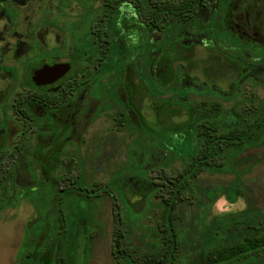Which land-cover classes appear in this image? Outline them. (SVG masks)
<instances>
[{
    "label": "rangeland",
    "instance_id": "obj_1",
    "mask_svg": "<svg viewBox=\"0 0 264 264\" xmlns=\"http://www.w3.org/2000/svg\"><path fill=\"white\" fill-rule=\"evenodd\" d=\"M29 1L8 0L0 7V148L19 136V125L6 106L18 85L30 45L35 43L31 31L35 30L38 47L44 51L66 46L68 42L72 18L48 23V13L41 11L38 3ZM239 1L231 15L243 29L245 14H236L242 2L243 6L250 3L255 10L264 12V0ZM250 18L255 24L250 33L253 38H261L256 40L260 46L239 45V49L233 50L227 35H218L211 41L205 39L201 34L211 23L208 16H203L205 21L198 19L190 27V36L199 41L187 48L177 45L168 53L169 73L162 80L159 98L152 101L145 96L133 99L130 94L125 95L132 105V120L137 127L141 124L140 129L146 133L167 128L176 132L162 141L148 135L139 137L127 127H118L106 102L97 101L89 93L87 101L92 102L83 104L78 99L52 113L35 106L38 116L49 114L54 123H43L32 132L13 163L22 196L17 207L0 211V264H33V257L21 262L19 251L26 230L39 219L40 205L48 206L50 191L45 181L52 182L66 168L53 157L63 143L77 149L86 181L109 185L124 212L140 215L138 221L131 222L133 229L125 234L122 245L137 261L150 254L154 242L159 240L153 232L161 221L159 210L149 207V200L159 187L160 169L171 172L181 164L178 156L188 142L186 137L192 134L191 105L205 98L221 101L228 112L226 120L230 121L236 119L232 112L236 105L264 99V13L251 14ZM173 99L176 101L172 102ZM54 142L59 144L54 146ZM261 156L249 169L244 164L227 165L222 172L204 171L189 182L174 220L177 236L185 242L180 249V264H191L196 255L212 247L235 244L247 235L263 232L264 154ZM116 228L113 200L105 193L88 244L84 236L80 240L81 264H121L114 253ZM86 247L89 253L85 257ZM42 258L48 262L51 254L45 253Z\"/></svg>",
    "mask_w": 264,
    "mask_h": 264
},
{
    "label": "flooded vegetation",
    "instance_id": "obj_2",
    "mask_svg": "<svg viewBox=\"0 0 264 264\" xmlns=\"http://www.w3.org/2000/svg\"><path fill=\"white\" fill-rule=\"evenodd\" d=\"M5 1L8 0H0V7ZM31 1L38 3L40 10L48 13L46 14L49 17V20H46L48 23L62 17H71L72 20L66 46L52 51L39 48L35 30L31 31L35 43L30 45L31 49L23 62L18 85L12 91L9 104L6 106L19 125V136L12 144H2L0 148V211L17 207L19 204L22 193L17 189L13 163L22 152L28 137L43 123L49 125L54 123L49 114L44 117L38 116L35 106L52 113L78 99H81L83 104L84 101L92 102L87 101L89 93L97 101L106 102L108 110H112L118 127H127V130L137 133L139 137L148 135L160 139V130L152 129L145 135V130L140 129L142 125L140 124L138 128L134 124L131 115L132 105L125 95L130 94L133 99L145 96L152 101L159 98L158 93L163 88L162 80L169 73L166 68L170 50H174L177 45L187 48L199 41L198 38L194 39L190 36L191 24L198 19L205 21L203 16H208L211 24L207 26L205 33L201 34L205 39L214 40L218 35L221 37L227 35V40L232 41L229 46L233 50L239 49V45L260 46L256 40L261 38L257 36L253 38L250 33V29L255 28L250 16L264 12L255 10L250 3L243 6L244 2H242L236 14H245L246 19L244 28H239V24L231 15L235 14L232 8L234 10L237 8L241 2L239 0L235 2L234 0H30L29 2ZM183 3L187 4L185 10L176 11L175 7ZM71 9L79 11L78 14H70ZM161 14H195L196 17L194 21L182 22L175 16H169L161 27ZM174 82L173 79L171 86ZM92 92L94 95L91 94ZM177 103L186 105L182 101ZM95 104L97 106V103ZM54 132L58 133V130L55 129ZM58 144L54 142L53 145ZM53 157L58 159L57 162H62L66 168L61 174L55 175V180L52 182L44 180L49 185L50 196L46 203L48 206L45 208L44 204H41L39 207L38 221L45 212L60 208V204L54 202L53 186L62 177L77 175L76 164L82 162L77 149L64 143L54 152ZM107 186L110 192L115 194L110 186ZM117 199L119 200L118 197ZM122 212L126 214L127 211L122 210ZM84 232L85 230L82 229L80 240L84 236L89 242L91 235L86 236ZM87 248L85 257L89 253ZM46 253L51 254L50 251ZM79 253L78 248V260ZM114 253L117 257L116 251ZM249 255L252 259L249 263L264 264V258L254 259L257 255L264 256V253L250 252ZM79 264H81L80 260Z\"/></svg>",
    "mask_w": 264,
    "mask_h": 264
},
{
    "label": "trees",
    "instance_id": "obj_3",
    "mask_svg": "<svg viewBox=\"0 0 264 264\" xmlns=\"http://www.w3.org/2000/svg\"><path fill=\"white\" fill-rule=\"evenodd\" d=\"M186 6L177 5L175 10L183 11ZM169 16L182 22L194 21L196 17L195 14H161V27ZM191 108L192 134L186 137L188 142L177 155L181 164L171 172L160 169L159 187L149 200V207L159 210L161 221L155 226L153 233L159 240L154 242L150 254L137 261L122 245L125 234L133 229L131 222L138 221L140 215L131 211L124 214L117 196L106 184L86 181L84 165L80 162L76 164L77 175L62 177L53 186L54 202L60 208L45 212L26 230L19 251L21 262L33 257V264H79L81 230H85L86 236L93 234L99 203L107 193L114 205L115 251L121 264H180V249L185 242L178 238L174 220L176 207L189 182L204 171L222 172L227 165L244 164L249 169L264 154V99L236 105L232 108L236 119L230 121L226 120L228 112L221 101L205 98ZM175 133L169 128L162 129L160 139ZM47 251L51 252V258L43 262L42 256ZM250 252L264 253V229L260 235H247L235 244L200 252L191 264H238L247 260ZM261 258L264 256L257 255L254 259Z\"/></svg>",
    "mask_w": 264,
    "mask_h": 264
}]
</instances>
